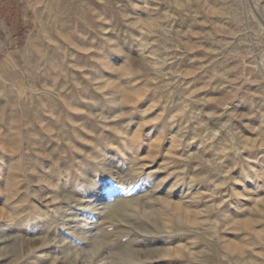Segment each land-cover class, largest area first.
<instances>
[{"label": "rangeland", "instance_id": "rangeland-1", "mask_svg": "<svg viewBox=\"0 0 264 264\" xmlns=\"http://www.w3.org/2000/svg\"><path fill=\"white\" fill-rule=\"evenodd\" d=\"M17 35L0 264H264V0H29Z\"/></svg>", "mask_w": 264, "mask_h": 264}, {"label": "crops", "instance_id": "crops-1", "mask_svg": "<svg viewBox=\"0 0 264 264\" xmlns=\"http://www.w3.org/2000/svg\"><path fill=\"white\" fill-rule=\"evenodd\" d=\"M28 7L29 0H0V43L2 47H6L7 39L17 37V34L21 32L22 24L27 18ZM13 32L16 34L13 35Z\"/></svg>", "mask_w": 264, "mask_h": 264}, {"label": "bare ground", "instance_id": "bare-ground-1", "mask_svg": "<svg viewBox=\"0 0 264 264\" xmlns=\"http://www.w3.org/2000/svg\"><path fill=\"white\" fill-rule=\"evenodd\" d=\"M262 65V64H261ZM263 73H264V65H263ZM264 75V74H263ZM124 90H125V88H124ZM129 96V95H128ZM121 99V98H120ZM117 101V100H116ZM120 102V101H119ZM117 105V104H116ZM121 105H122V103H121ZM117 129V128H116ZM106 145V144H105ZM101 149H102V147H101ZM112 149V148H111ZM104 151H106V150H104ZM101 162H103V161H101ZM86 187V186H85ZM88 187V186H87ZM169 200V199H168ZM106 201V200H105ZM123 204L124 205H126V206H132L133 205V203H132V201H130V200H125V201H123ZM98 211V210H97ZM29 221V220H28ZM30 222V221H29ZM31 224H33V223H31ZM86 224V223H85ZM87 225V224H86ZM141 233L140 234H142V236H152V233H153V231L152 230H150V228H145V229H143V230H141L140 231ZM80 236H83V233H81V235ZM155 237V236H154ZM131 238V237H130ZM147 239V238H146ZM140 248V247H139ZM127 252V251H126ZM125 254V253H124ZM151 254V253H150ZM155 254V253H154ZM153 254V255H154ZM136 255H138V254H136V249H132V250H130L126 255H125V257H123V258H120V260H121V263H124V264H129V263H131V262H133L134 260H138L139 261V257L138 256H136ZM145 256H148V258H149V255H147V254H145L143 257H145ZM152 257V256H151Z\"/></svg>", "mask_w": 264, "mask_h": 264}]
</instances>
